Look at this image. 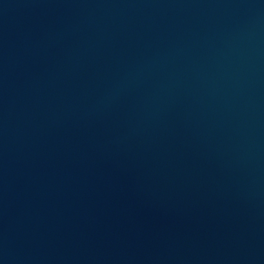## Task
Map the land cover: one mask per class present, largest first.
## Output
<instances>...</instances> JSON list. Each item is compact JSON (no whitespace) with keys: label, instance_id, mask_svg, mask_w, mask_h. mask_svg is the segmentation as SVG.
<instances>
[{"label":"water","instance_id":"water-1","mask_svg":"<svg viewBox=\"0 0 264 264\" xmlns=\"http://www.w3.org/2000/svg\"><path fill=\"white\" fill-rule=\"evenodd\" d=\"M0 264H264V0H0Z\"/></svg>","mask_w":264,"mask_h":264}]
</instances>
